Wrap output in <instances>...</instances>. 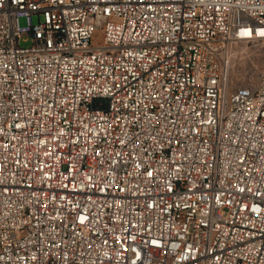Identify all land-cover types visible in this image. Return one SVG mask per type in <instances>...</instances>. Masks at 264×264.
<instances>
[{
    "label": "built area",
    "instance_id": "obj_1",
    "mask_svg": "<svg viewBox=\"0 0 264 264\" xmlns=\"http://www.w3.org/2000/svg\"><path fill=\"white\" fill-rule=\"evenodd\" d=\"M238 43L264 0H0V264H264Z\"/></svg>",
    "mask_w": 264,
    "mask_h": 264
},
{
    "label": "rangeland",
    "instance_id": "obj_2",
    "mask_svg": "<svg viewBox=\"0 0 264 264\" xmlns=\"http://www.w3.org/2000/svg\"><path fill=\"white\" fill-rule=\"evenodd\" d=\"M36 21V19H34ZM22 27L26 25L24 18L19 19ZM97 45L103 44L102 38H96ZM31 42L21 41L22 46H30ZM228 100L238 87L256 89L264 73V46L257 43H238L232 46V56L228 67Z\"/></svg>",
    "mask_w": 264,
    "mask_h": 264
}]
</instances>
